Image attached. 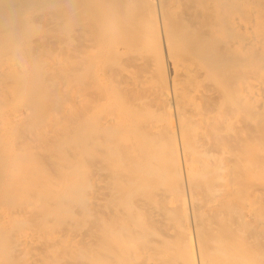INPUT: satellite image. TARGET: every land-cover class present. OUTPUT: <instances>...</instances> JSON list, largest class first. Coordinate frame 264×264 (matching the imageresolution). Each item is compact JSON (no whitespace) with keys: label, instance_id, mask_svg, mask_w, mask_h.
<instances>
[{"label":"bare ground","instance_id":"1","mask_svg":"<svg viewBox=\"0 0 264 264\" xmlns=\"http://www.w3.org/2000/svg\"><path fill=\"white\" fill-rule=\"evenodd\" d=\"M57 1L0 0V264H264V0Z\"/></svg>","mask_w":264,"mask_h":264},{"label":"rangeland","instance_id":"2","mask_svg":"<svg viewBox=\"0 0 264 264\" xmlns=\"http://www.w3.org/2000/svg\"><path fill=\"white\" fill-rule=\"evenodd\" d=\"M55 1H56V0H55ZM59 1H60V0H58L57 2H53L52 5H51V9H52V7H56L57 9H60V10H58V11H59L61 14H63V13L61 12V6H62V5H63V6H68V4H69L70 6L73 7V9H74L73 12H75V11L77 10V9H76L77 7H74V6H73L74 4L71 5V4H72V1L74 2V0H65V1L63 0V1H60V2H59ZM76 1H77V0H76ZM80 1H81V0H80ZM109 1H110V0H109ZM111 1L113 2V0H111ZM123 1H124V0L119 1V2H113V4H114V3L117 4V5H114L113 7L116 8V7L118 6V4H119L120 2L122 3ZM64 2H65V3H64ZM112 2H111V3L106 2V3H108V4H106L105 6H102V9H103L104 7H106V6H108L109 4L112 5ZM70 3H71V4H70ZM78 3L81 5V2H78ZM58 4H59L60 6H59ZM64 4H65V5H64ZM66 4H67V5H66ZM96 4L98 5L99 2H97ZM111 5H109V6L106 7V8H108V9H109V8H112ZM63 6H62V10H63ZM70 6H69V9H70ZM76 6H79V5H77V2H76ZM59 7H60V8H59ZM114 8H113V9H114ZM65 9H67V10H65ZM69 9H68V7H67V8L64 7V11H63V12H65L64 15H67V14H66L67 12H69V11L71 12V11H72V10H69ZM75 9H76V10H75ZM108 9H107V10H108ZM52 10H53V11H56V13L58 12V11L55 10L54 8H53ZM66 11H67V12H66ZM76 12H77V11H76ZM108 12H109V10H108ZM76 14H77V13H76ZM75 16H76V15H75ZM74 18H75V17H74ZM76 18H77V17H76ZM120 18H121V17H120ZM71 20H72V19H71ZM74 20L76 21V19H74ZM74 20H72V21L75 22ZM77 21H78V19H77ZM77 21H76V22H77ZM117 21H118V20H117ZM117 21H116V22H117ZM126 21H128V22H126ZM129 21H132L131 24H135V23H136V22L133 20V17H132V16H131V18L125 20V22H126L127 24L129 23ZM134 22H135V23H134ZM126 23L124 24L123 21H122V23H120V19H119V22H118L119 25L122 24V25L125 26V25H127ZM72 24H75V23H72ZM131 24H129V26L132 27ZM113 25L115 26L116 23L113 24ZM138 25H139V24H138ZM138 25H136V26H138ZM117 26H118V25H117ZM117 26H116V27H117ZM127 26H128V25H127ZM116 27H115V28H116ZM120 27H121V26H119V28L117 27L118 29H120V32H125V33H127V32H126L127 29H129V30H127V31H130V29H131L130 27H128V28L126 27L125 30H124V29L122 30ZM133 27H135V26H133ZM138 27H139V26H138ZM138 27H136V28H137L136 31H137V30H143L142 27H141V29L138 28ZM115 28H112V30H113L114 32H115V30H114ZM122 28H123V26H122ZM133 29H134V28H133ZM116 30H117V29H116ZM121 30H122V31H121ZM144 30L146 31V30H149V29H144ZM149 31H150V30H149ZM117 32H118V31H117ZM117 32H116V33H117ZM131 32H133L134 34L136 33V32L133 31V30H131L129 33H131ZM142 32H144V31H142ZM146 32H148V31H146ZM150 32H152V31H150ZM150 32H149V33H150ZM133 33H132V34H133ZM152 33H153V32H152ZM152 33H151V34H152ZM119 34L121 35V34H123V33H119V32H118L117 36H118ZM132 34H131V38H132V40H133V37H134L135 35L133 34L134 36L132 37ZM138 34L141 35L140 37H142L143 35H144V37H145V32H144L143 35H142V33H141V32L139 33V31H138ZM138 34H137V35H138ZM127 35H128V33H127ZM146 35H147L148 37L151 36V35H148V33H146ZM152 35H157V34L153 33ZM122 36L124 37L125 34L122 35ZM147 36H146V37H147ZM127 37H128V36H127ZM129 37H130V35H129ZM148 37H147V38H148ZM151 37H152V36H151ZM151 37L148 38V42H147V43L150 42L149 45H148L146 42H144V41H146V40H144V41L141 42V43H146V46H143V47H148V46H149L148 48L145 49V51H146V52H147V51H148V52L151 51L150 53H151L152 55L154 54V55H153L154 57L151 55V56H152V59H156V58H157V56L155 55L156 53H155L154 51H152V50H153L154 48H156V47H159V42H155ZM153 37H154V36H153ZM118 39H121V38L118 37ZM125 39H126V38H124V40H125ZM127 39H128V38H127ZM129 39H130V38H129ZM141 39H142V38H141ZM143 39H144V38H143ZM151 39L156 43V46H154V45L152 46V44H151V43H152V42H151ZM154 39H155V38H154ZM156 39H157V38H156ZM122 40H123V39H122ZM141 41H142V40H141ZM141 43H140V44H141ZM142 45H144V44H142ZM150 46H151V47H150ZM143 47H142V49H143ZM147 49H149V50H147ZM150 49H151V50H150ZM154 50H155V49H154ZM152 52H154V53H152ZM155 56H156V57H155ZM164 56H165V55H164ZM165 57H166V56H165ZM158 58H160V57H158ZM158 58H157V59H158ZM161 59H162V58L158 59L157 61H156V60H153L154 62H152V65H151L152 67L150 68V70H151L152 72H153V70H154V69H152L153 66H154V64H155V66H156V64L158 63V65H157L156 67H158V66L161 65V64H160ZM159 60H160V61H159ZM158 61H159V62H158ZM155 62H157V63H155ZM161 62H162V61H161ZM162 63H163V62H162ZM159 64H160V65H159ZM155 66H154V68H156ZM160 67H163V65H161ZM158 68H159V67H158ZM162 69H163V68H162ZM162 69H159V70H158L159 72L156 71L157 68L154 70L155 72H158V73H159V74H155L156 77L161 75L160 71L162 72ZM134 70H135V69H134ZM136 72H137V74H136ZM138 72H140V70H135V72L133 73V74H134L133 77H136L135 74L138 75ZM152 72H151V73H152ZM148 73H149V71H148ZM151 73H149L148 75H150ZM139 74H140V76H139V75H138V76H139V77H142L143 75L146 76L147 73H145V72L143 73V72H142V73H139ZM153 74H154V72H153L150 76H154ZM148 77H149V76H148ZM154 77H155V76H154ZM156 77H155V78H156ZM137 78H138V77H137ZM135 79H136V78H135ZM158 81H160V80H158Z\"/></svg>","mask_w":264,"mask_h":264}]
</instances>
